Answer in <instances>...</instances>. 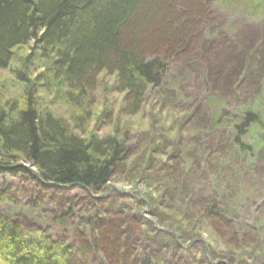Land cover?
<instances>
[{
	"label": "rangeland",
	"instance_id": "1",
	"mask_svg": "<svg viewBox=\"0 0 264 264\" xmlns=\"http://www.w3.org/2000/svg\"><path fill=\"white\" fill-rule=\"evenodd\" d=\"M243 1H227L222 16L216 8L211 10L204 19L208 39L180 55L165 81L150 88L136 111L121 110L125 92L113 70L97 76L92 116L87 121L76 117L80 111L74 105L42 89L40 107L50 106L77 134L128 133V157L104 191L97 193L106 195L99 199L78 186L64 190L63 197H52L29 172L3 173L0 190L11 187L19 203L2 202L1 212L19 222L35 213L39 224L52 225L54 235L64 236L83 228V218L95 207L101 213L115 208L135 223L127 225L124 235L134 249L154 246L148 240L155 236L156 247L164 252L162 237H173L165 229L175 232L182 244L194 238L204 240L205 244L198 241L182 248L190 264H264V127L237 135L250 148L233 143L235 125L246 108L258 111L264 120V16L260 20L243 17ZM28 51L29 46L18 48L12 67L18 68L19 58ZM256 57L259 70L251 62ZM40 69L41 62L32 64L31 71ZM21 89L11 68H0V105ZM105 107L108 116L101 113ZM71 194L77 199L67 224H52L51 216L68 209L71 201H64ZM209 196L221 208L231 202L237 213L232 221L210 209L213 199L208 200ZM174 243L178 245L176 239Z\"/></svg>",
	"mask_w": 264,
	"mask_h": 264
},
{
	"label": "trees",
	"instance_id": "2",
	"mask_svg": "<svg viewBox=\"0 0 264 264\" xmlns=\"http://www.w3.org/2000/svg\"><path fill=\"white\" fill-rule=\"evenodd\" d=\"M227 1L0 0V68H11L22 83L19 93L0 105V164L29 162L46 181L82 183L95 193L104 191L128 157V133L90 131L81 136L50 106L40 107L41 90L55 92L80 111L76 117L84 116L87 121L92 116L97 76L113 70L125 92L121 110L136 111L150 88L165 81L179 56L208 39L204 19L214 8L222 16ZM241 5L245 18L260 20L264 16V0H244ZM23 46H29V51L19 58L18 68L12 67L18 48ZM36 61L41 62V69L33 72ZM258 61L259 57L251 58L256 70L261 67ZM106 109L101 113L108 116ZM259 114L246 108L235 125L233 143L251 147L240 137L248 128L264 127ZM26 172L24 167H0V175ZM30 177L40 182L32 174ZM3 188L0 203H19L17 192ZM43 188L51 191L52 197H63L66 190L55 185ZM76 199L71 194L64 201H71L68 209L51 216L52 224L65 227ZM210 201V209L223 218L230 216L232 221L231 216L237 215L231 202L228 208H221L215 199ZM102 212L95 207L83 218V228L60 236L51 232L52 225L39 224L35 213L19 222L0 210V264H190L185 249L173 244L175 239L170 236L162 237L164 252L156 247L155 236L148 240L154 246L134 249L124 238L127 225H135L129 214L119 215L115 208L106 211L109 215ZM213 219L220 222L218 217Z\"/></svg>",
	"mask_w": 264,
	"mask_h": 264
},
{
	"label": "water",
	"instance_id": "3",
	"mask_svg": "<svg viewBox=\"0 0 264 264\" xmlns=\"http://www.w3.org/2000/svg\"><path fill=\"white\" fill-rule=\"evenodd\" d=\"M0 167H2L4 169H10V168H14V167H24L30 174L35 176L44 186H54L55 185V186H58V187H61V188H69V187H73L74 185H80L83 188H85L89 192V194H91L92 196L97 197V198L101 197L99 195L96 196L95 193L88 186H86V185H84L82 183L61 184V183H56V182H52V181H46L33 168L35 166L33 164H31V163H28V162L20 161V162H17V163H14V164H10V165H1L0 164ZM164 231L169 233V234H171L172 236H174L177 240L179 239L178 235L175 232L168 231V230H165V229H164ZM197 241H203L204 242V240H202L200 238H196V239H193V240L187 242L186 244H180V245L183 246V247H187V246H189L192 243L197 242ZM204 244H205V242H204ZM207 252H208V250H207ZM218 263H220V262H218ZM218 263H213V264H218Z\"/></svg>",
	"mask_w": 264,
	"mask_h": 264
}]
</instances>
